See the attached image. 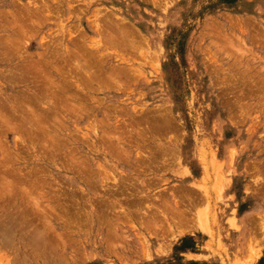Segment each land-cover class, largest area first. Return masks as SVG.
Here are the masks:
<instances>
[{"label": "rangeland", "instance_id": "obj_1", "mask_svg": "<svg viewBox=\"0 0 264 264\" xmlns=\"http://www.w3.org/2000/svg\"><path fill=\"white\" fill-rule=\"evenodd\" d=\"M0 264H264V0H0Z\"/></svg>", "mask_w": 264, "mask_h": 264}]
</instances>
